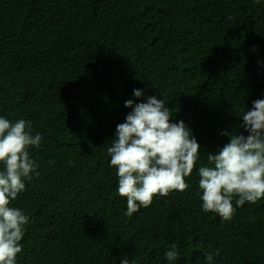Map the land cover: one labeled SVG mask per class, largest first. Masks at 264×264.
I'll return each instance as SVG.
<instances>
[{"label": "trees", "instance_id": "obj_1", "mask_svg": "<svg viewBox=\"0 0 264 264\" xmlns=\"http://www.w3.org/2000/svg\"><path fill=\"white\" fill-rule=\"evenodd\" d=\"M151 96L201 155L186 191L129 218L107 148L132 111L125 101ZM258 99L264 0H0V117L42 136L9 204L29 217L17 264H209L207 253L211 264H264V197L234 198L222 221L203 211L198 175L228 143L222 133L247 136L242 115Z\"/></svg>", "mask_w": 264, "mask_h": 264}, {"label": "clouds", "instance_id": "obj_2", "mask_svg": "<svg viewBox=\"0 0 264 264\" xmlns=\"http://www.w3.org/2000/svg\"><path fill=\"white\" fill-rule=\"evenodd\" d=\"M133 95L139 98L142 91L134 89ZM124 106L132 111L116 126L107 155L109 167L116 169L117 192L126 198L124 214L131 218L141 207L148 208L157 196L186 191L189 185L185 178L196 167L201 152L183 121L170 122V108L163 98L151 96L135 106L128 100ZM242 120L247 136L222 133L228 136V143L216 154L208 153L211 166L198 169L202 209L217 214L222 221L231 220L236 207L264 197V99L253 101L252 110L245 111ZM41 140V134L32 135L30 121L12 122L0 117V162L4 164L0 171V264H17V254L23 250L20 241L29 217L9 204L25 190L24 180L37 168L28 149L39 147ZM170 249L165 256L174 261L177 244ZM205 259L211 264L213 255L207 253ZM120 264L129 261L123 259Z\"/></svg>", "mask_w": 264, "mask_h": 264}]
</instances>
